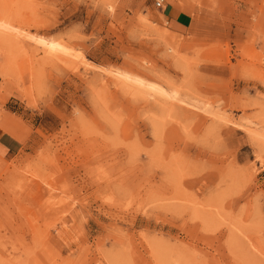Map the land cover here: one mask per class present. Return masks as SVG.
Listing matches in <instances>:
<instances>
[{
	"label": "rangeland",
	"instance_id": "1",
	"mask_svg": "<svg viewBox=\"0 0 264 264\" xmlns=\"http://www.w3.org/2000/svg\"><path fill=\"white\" fill-rule=\"evenodd\" d=\"M0 75V264H264V0H0Z\"/></svg>",
	"mask_w": 264,
	"mask_h": 264
},
{
	"label": "bare ground",
	"instance_id": "2",
	"mask_svg": "<svg viewBox=\"0 0 264 264\" xmlns=\"http://www.w3.org/2000/svg\"><path fill=\"white\" fill-rule=\"evenodd\" d=\"M36 43H38L39 45H41L42 47L46 48V49H50L52 51H62L63 49L58 45L56 44L55 42H52V41H47L45 39H42V38H38L35 40ZM6 74V70L4 69L2 71V75L5 76ZM121 78L124 80V81H128L130 83H133V84H136L140 87H146V88H149L150 90H154V91H157L159 94H162V95H168V93H166V91H164L163 89H158L156 88L154 85H151V84H146L143 80L141 79H138V78H132L131 76L127 75V74H120Z\"/></svg>",
	"mask_w": 264,
	"mask_h": 264
},
{
	"label": "crops",
	"instance_id": "3",
	"mask_svg": "<svg viewBox=\"0 0 264 264\" xmlns=\"http://www.w3.org/2000/svg\"><path fill=\"white\" fill-rule=\"evenodd\" d=\"M174 22V20H173ZM177 23V21H176ZM179 24V23H177ZM1 75H0V85L2 83L1 81ZM3 81H6L5 79H3ZM1 127L4 126V124H0ZM0 127V129H1ZM20 140L16 135H11L8 134L4 131L1 130L0 132V146L2 147V150H7L9 153H15L19 150L20 147Z\"/></svg>",
	"mask_w": 264,
	"mask_h": 264
},
{
	"label": "built area",
	"instance_id": "4",
	"mask_svg": "<svg viewBox=\"0 0 264 264\" xmlns=\"http://www.w3.org/2000/svg\"><path fill=\"white\" fill-rule=\"evenodd\" d=\"M153 5L157 10L165 11L167 8V0H152Z\"/></svg>",
	"mask_w": 264,
	"mask_h": 264
}]
</instances>
